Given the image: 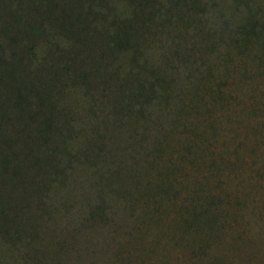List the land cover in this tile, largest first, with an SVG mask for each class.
<instances>
[{
	"label": "rangeland",
	"instance_id": "374dc122",
	"mask_svg": "<svg viewBox=\"0 0 264 264\" xmlns=\"http://www.w3.org/2000/svg\"><path fill=\"white\" fill-rule=\"evenodd\" d=\"M73 2L0 0L1 16L45 27L19 42L34 46L36 84L46 49L57 69L73 54L60 55L73 44L59 26ZM98 2L111 23L133 12L130 0ZM149 6L164 25L147 21L137 55L105 56L93 28L73 65L80 77L59 70L74 138L57 145L70 167L47 199L34 170L22 188L0 182V207L24 209L21 241L0 234V264H264V0ZM176 12L182 20H163ZM43 209L53 221L31 230Z\"/></svg>",
	"mask_w": 264,
	"mask_h": 264
},
{
	"label": "trees",
	"instance_id": "16d2710c",
	"mask_svg": "<svg viewBox=\"0 0 264 264\" xmlns=\"http://www.w3.org/2000/svg\"><path fill=\"white\" fill-rule=\"evenodd\" d=\"M84 1L76 2L75 0L72 6L63 10L62 19L67 23L64 26L62 23L59 25L62 35L73 44L60 52V55L71 51L73 54L68 53L71 58L57 69L55 64L45 63L46 55L53 54L49 48L46 49L45 56L42 58L39 56L38 84H36L35 77L32 80L33 72L37 71L36 68H31L35 57L34 46L24 48L19 42L22 39L32 42L36 40L37 35H39V40L45 38V27L39 22L38 30L28 22L26 26L21 25L15 16L12 18L9 14L8 16L0 15V182H7L12 189L22 188L29 177L27 171L34 170L36 174L39 173V193L44 192L43 196L46 199L49 184L53 185L56 182L60 184L66 177L68 170L66 168H69V163H71L63 158V153H67L64 149L67 147H59L57 139L63 141V139L74 138L72 137L74 121L69 116L70 107L61 100L64 91L59 89L61 88L59 83H63L60 80L62 73L59 70L68 71L74 79L80 77V60L78 59L76 66L73 65L81 49L92 50L93 47L87 43L93 28L97 35L105 37L102 40L104 50L107 51L105 56L111 55L113 50L122 49H130L137 55L142 38L148 31L147 21L152 22L156 30L164 25L156 22L161 19L159 14L161 7L152 11L149 6L150 0H130L131 7L133 6L131 16L117 23L108 22L107 14L99 10L100 7L106 5L105 3H99L98 0H86L87 6L84 8L82 6ZM167 11H170L169 7ZM167 11L165 10L164 14L168 13ZM1 12L4 11L1 10ZM6 17H11L12 20L4 25ZM97 18L98 21H96ZM45 19L47 20L46 17ZM163 20L170 24L182 18L176 12L165 15ZM107 23L111 25L106 26ZM101 26L104 27L101 28ZM54 34L58 35L56 32ZM5 46L9 51L7 56L3 53ZM21 48L28 50L25 52L28 53L25 54V58L22 57L24 52ZM80 59H85V57ZM155 82L160 83V78H157ZM150 87V90L154 91L153 85ZM154 97H157L156 94ZM63 159L65 164H62ZM41 197L42 195H39V204L44 202ZM1 201L0 197V203ZM49 203L51 204V201ZM18 205V211L12 215H8L0 207V234L15 244L18 240L21 241L18 229L24 228L20 217L24 209L21 204ZM45 215L44 209L41 210L39 224L31 225L29 222L30 229L37 231L40 227H46L47 222L53 221L50 216ZM10 229L15 232V235H11ZM42 231L39 229V234ZM28 243V241L25 242V244ZM43 259L39 257V264L43 262L47 264Z\"/></svg>",
	"mask_w": 264,
	"mask_h": 264
}]
</instances>
